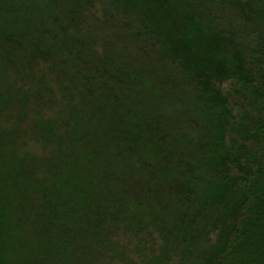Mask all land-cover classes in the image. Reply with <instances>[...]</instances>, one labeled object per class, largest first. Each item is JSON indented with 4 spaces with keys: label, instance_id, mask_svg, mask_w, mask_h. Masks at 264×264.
Instances as JSON below:
<instances>
[{
    "label": "trees",
    "instance_id": "16d2710c",
    "mask_svg": "<svg viewBox=\"0 0 264 264\" xmlns=\"http://www.w3.org/2000/svg\"><path fill=\"white\" fill-rule=\"evenodd\" d=\"M0 264H264V0H0Z\"/></svg>",
    "mask_w": 264,
    "mask_h": 264
},
{
    "label": "rangeland",
    "instance_id": "374dc122",
    "mask_svg": "<svg viewBox=\"0 0 264 264\" xmlns=\"http://www.w3.org/2000/svg\"><path fill=\"white\" fill-rule=\"evenodd\" d=\"M222 89L224 90V92L226 94L229 95V98H230V103L233 105L234 107V110L236 113H238L242 107H245L247 106V103H246V100L244 98H241V97H238L232 93H230V91L232 90V85H231V82L230 81H226L222 84ZM238 102V103H237ZM12 123L11 122H6L4 121L3 122V125H11ZM22 127H23V132L21 133V140L20 141H25L26 143H24L25 145H23L26 149H29V150H32L36 153H42L43 150H42V147L40 145L39 142H37L34 138H30V134L29 132L26 133V128L28 127V123L27 122H22ZM137 170L139 172L143 171L145 169V166H136ZM145 237L146 239L144 240V242H146L148 245H154L156 248L158 246V243H159V239H158V235L156 232H154L153 234L149 235H145L143 236ZM130 241V245L131 247L132 246H135L136 245V238H133V237H127L125 239V241Z\"/></svg>",
    "mask_w": 264,
    "mask_h": 264
}]
</instances>
